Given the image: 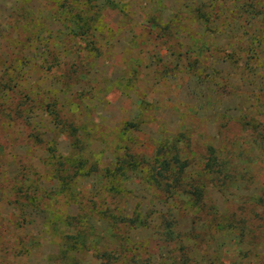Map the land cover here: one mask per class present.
I'll return each mask as SVG.
<instances>
[{
	"label": "rangeland",
	"instance_id": "1",
	"mask_svg": "<svg viewBox=\"0 0 264 264\" xmlns=\"http://www.w3.org/2000/svg\"><path fill=\"white\" fill-rule=\"evenodd\" d=\"M67 5L94 17V49L75 35ZM22 87L33 97L28 126L0 113V264H264V225L248 221L256 247L246 256L219 225L236 207V189L245 204L248 192L264 190V160L252 162L239 124L264 122V0H0V102L14 105ZM54 108L80 146L55 127ZM124 122L147 158L161 139L189 138L186 178L199 170L201 146L234 143V156L251 158L249 178L219 192L199 173L205 204L197 209L183 196L151 195L135 171L119 205L142 221L110 227L96 212L100 176L122 153ZM49 145L87 159L68 192L53 177ZM18 175L45 195L21 215ZM212 210L223 215L212 221ZM160 214L173 237L156 227ZM119 244L132 249L119 253Z\"/></svg>",
	"mask_w": 264,
	"mask_h": 264
},
{
	"label": "trees",
	"instance_id": "2",
	"mask_svg": "<svg viewBox=\"0 0 264 264\" xmlns=\"http://www.w3.org/2000/svg\"><path fill=\"white\" fill-rule=\"evenodd\" d=\"M65 7V15L69 20L73 21L77 29L75 35L83 40L89 49H94V27L92 26L94 17L90 14L83 15L80 10H74L70 5ZM11 81V79H4L3 83L9 85ZM13 83V81L10 83L11 86ZM16 92L18 96L14 97L16 100L14 105L7 107L8 105L4 102H0V113L6 112V114L9 113L8 116H11V118L16 117L25 121L28 118V113H30L33 97L23 87L16 89ZM49 115L59 132L72 139L71 145L74 148L80 146V140L76 135H73L71 126H67L66 120L61 116L58 109L54 108V110L49 112ZM28 123L29 121L25 122V125ZM129 124L130 122L123 123L122 129L126 130V136L121 147V155H117L110 165L105 168L104 175L100 176L103 199L99 210H96V212L110 227L119 230L121 226L133 225L142 221L140 212L136 211L133 212L132 216L126 218L123 212V205H119L121 200L125 199L131 191L127 186L131 183L132 173L135 171L139 172L141 184L148 189L147 191H150L151 195H158L163 199H169L171 202H177L179 201L178 198L183 196L184 200L192 208L197 209H203L205 204L204 191L201 189L203 184L198 183L197 180V177H200L199 173L207 176L209 182L219 192L225 191L230 185L228 184L229 182H234L240 188L241 185L243 186L242 183L249 178L247 172L250 166H246L243 163L251 160V158L247 157L246 160V158L234 156V143H223L221 146H201L199 170L195 173V177L186 178L185 169L190 166L191 158L185 154L183 159H181V153L183 148L185 149L186 146L191 144L189 143V138H185L189 142L183 143V145L182 141L184 138L182 136L161 139L157 143L153 156L147 158L133 149L132 139L129 135L131 132L128 127ZM239 124L243 137L249 139L244 146L251 147L250 150L255 152L252 162H256L255 159L258 158L264 160V122L250 118L242 120ZM26 138L32 140L36 136L29 131L26 133ZM46 149L50 152L52 158L51 170L53 177L58 182L59 190L68 192L69 186L74 180L87 174V171L83 172L84 167L87 166V159H77L72 154L62 153L56 146L49 145ZM246 175H248L247 178ZM17 179H20L21 182L13 187L12 193L21 215L26 206H38L41 204L45 195L35 183H27V179H24L23 175H18ZM238 190L240 189L235 191L234 197L237 204L233 210L230 212L226 211L224 215L219 213L218 210H212V216L210 217L212 221H217L223 215L222 222L219 225L225 232L235 235L237 253H241V256H246L248 249L255 241L253 238H255L254 232H256L254 227L248 225V221L251 219L259 221V224H257L259 229L260 226L264 225V216L262 217L259 213L260 207L264 208V190L261 189L256 193L248 192L249 198L248 196L244 198L245 201L249 200L248 204H245L244 200L241 201L242 198L238 200ZM90 203L94 204V201ZM164 216V214L158 216L156 227L161 228L164 234L173 237L174 229L172 224L166 222L164 226V222L162 223ZM72 220H75V217H72ZM254 247L256 246H252L253 249ZM131 249L132 246L130 244L127 246L119 244L118 246L119 253L125 254ZM251 264L257 263L253 262Z\"/></svg>",
	"mask_w": 264,
	"mask_h": 264
}]
</instances>
